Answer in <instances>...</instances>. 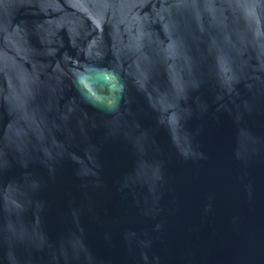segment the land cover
<instances>
[{
	"label": "water",
	"instance_id": "95a60500",
	"mask_svg": "<svg viewBox=\"0 0 264 264\" xmlns=\"http://www.w3.org/2000/svg\"><path fill=\"white\" fill-rule=\"evenodd\" d=\"M0 264H264V0H0Z\"/></svg>",
	"mask_w": 264,
	"mask_h": 264
}]
</instances>
